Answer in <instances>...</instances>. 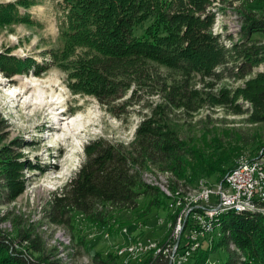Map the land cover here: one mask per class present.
I'll list each match as a JSON object with an SVG mask.
<instances>
[{"label":"trees","instance_id":"16d2710c","mask_svg":"<svg viewBox=\"0 0 264 264\" xmlns=\"http://www.w3.org/2000/svg\"><path fill=\"white\" fill-rule=\"evenodd\" d=\"M225 1L60 0L64 12L62 50L45 49L40 61L32 56L25 59L0 57V68L9 76H39L57 65L68 73L71 88L94 94L102 102L117 96L115 84L119 81L116 77L126 79L129 74L141 88L152 79L156 84L152 93L163 101L155 109L150 125L146 127L144 123L139 128L129 147L104 140L87 146L85 163L50 202L54 222L71 224L77 214H83L89 222L103 228L108 227L109 211L105 203L118 210H130L129 217L135 215L137 219L146 218L155 207L168 206L158 187L143 182L142 171L148 163L167 164L160 168L173 171L179 181L185 178L187 184L195 182L199 173L210 174L221 169L223 159L227 158L203 152L201 147L207 145L204 142L191 144L180 139L179 125L170 118L168 108L191 115L205 107L222 108L227 113L246 116V121L252 125H264V73L253 71L254 66L264 60V0H251V3L249 0L242 15L240 40L230 49H225L208 34L215 13L225 14L228 8L224 6ZM37 3V0L0 2V27L41 25L28 11ZM254 3L257 6H253ZM147 22L146 29L139 34L138 29ZM258 32L263 34L262 38L254 37ZM207 37L215 43L208 42ZM130 61L135 64L131 68L126 66ZM157 65L169 72L160 74ZM238 81L244 85L234 86L233 82ZM237 140L244 146L261 144L263 138L254 134L252 140L244 135ZM211 144L223 146L222 140L217 138ZM192 147L197 149L193 154H200V160L193 176L186 177L185 159H182L191 155ZM176 164L180 165L179 169L172 166ZM234 166L235 163L222 170L218 180L222 181ZM169 184L171 188L178 186L172 180ZM141 196L148 198V202L139 208ZM220 222L219 238H216L217 233L211 236L187 264H209L210 256L219 249L225 251L227 258L216 264H264V214L228 211L220 217ZM112 227L108 230L116 232ZM27 241L34 247L29 255L16 249L14 240L0 234V264H58L46 261L39 239L28 238ZM94 259L97 264L110 261V257L102 258L101 252H95ZM152 264H168V261L160 257Z\"/></svg>","mask_w":264,"mask_h":264},{"label":"rangeland","instance_id":"374dc122","mask_svg":"<svg viewBox=\"0 0 264 264\" xmlns=\"http://www.w3.org/2000/svg\"><path fill=\"white\" fill-rule=\"evenodd\" d=\"M13 1L15 0H0ZM37 2L28 11L41 22V25L12 24L0 27V57L6 55L25 59L32 56L40 61L43 59V50L64 48L65 39L61 33L64 12L60 0ZM248 2L249 0H226L224 6L228 8L225 9V14L215 13L208 34L214 36L225 49H230L234 42L240 40L239 32L244 23L242 15L246 12ZM253 6L257 5L254 3ZM22 10L24 11V8ZM148 24L149 22L145 23L137 32L142 34ZM254 37L262 38L263 34L258 32ZM206 40L215 43L210 37ZM134 65L132 61L126 64L129 68ZM155 67L159 69L160 74L169 72L165 67L158 65ZM253 71L264 73V60H260ZM127 76L129 79L116 77L119 81L115 84L117 96L108 97L102 102L94 94L71 88L68 73L57 65L39 76L34 74L9 76L0 68V234L14 240L17 243L16 249L23 251L25 255L31 254L34 250L27 241L30 238L41 241L47 262L97 264L93 258L95 252L106 254L107 259L110 256L107 264H126V260L127 263L144 260V255L139 257L138 254L131 255L128 252L117 257L112 256L116 254L117 249H125L128 245L126 243L128 232L125 231L127 235L124 236L121 232L123 233L127 227L137 225L141 220L135 215L129 217L130 210H118L112 208L111 204L107 203L106 206L105 203L109 211L106 226L117 229L114 233L110 232L108 227L101 228L97 223L89 222L83 214H77L71 224L54 222L50 216V202L85 163L87 146L91 142L104 140L129 147L135 141L139 128L144 123L146 127L150 125L155 109L163 102L159 95L152 93V90L156 89L152 79L147 80V84L141 88L137 82H133L131 75ZM31 82H34L35 86L25 85ZM233 83L234 86L244 85L241 81ZM46 102L57 103L48 109L47 106L44 107ZM240 102L243 100L240 99ZM167 111L175 124L179 125L180 139L191 144L204 142L207 145L201 147L204 149L203 152L211 155L217 153L223 156L222 158H227L223 159L221 169L210 173L211 175L206 171L198 175L194 173L199 176L195 182L189 184L194 188V194H197L196 186L201 183V187L205 189L210 188V183L218 182L222 170L231 168L233 163L236 165L243 159L264 155V125H252L246 121V116L233 115L222 108L208 107L193 115L179 109L168 108ZM58 117L61 118L59 122L61 124H55ZM80 124H84V127L77 129ZM70 127L73 129L76 127L73 136L69 132ZM254 134L262 136L261 144L244 146L242 143L239 144L237 139L241 135L252 140ZM67 136L70 138H65ZM215 138L222 140L223 146H211ZM256 148L260 150H255ZM194 149L196 148L192 147L191 155L182 159V161L185 159L183 167L186 168L184 171L186 177L193 176L200 160V154H193ZM165 166L167 167V164L148 163L142 171L143 182L147 181L159 187L155 183L166 184L167 179L163 172H167L169 176L172 175L170 179L176 184L180 185L181 182L187 185L188 181H185V178H180L179 181L173 171L160 168ZM172 166H177L178 169L180 167L178 164ZM145 171L148 173L144 174ZM138 202L139 208H142L148 202V198L141 196ZM170 208L172 207L153 208L146 218H142L146 220L140 223L144 225L143 223L147 222L149 226L132 229V236H139L137 240L144 244H149L150 238L152 241H168L175 228L176 218L170 213L173 211V209L170 211ZM157 218L160 220L158 227ZM151 227L156 229L153 231ZM68 233L72 235L74 243L76 240L77 246L76 244L71 246ZM216 236L218 239L219 233ZM162 243L158 242V245L152 243L153 253L158 252L160 248L158 246ZM226 258L225 251L219 249L210 256L208 263L216 264Z\"/></svg>","mask_w":264,"mask_h":264},{"label":"built area","instance_id":"2783aa9c","mask_svg":"<svg viewBox=\"0 0 264 264\" xmlns=\"http://www.w3.org/2000/svg\"><path fill=\"white\" fill-rule=\"evenodd\" d=\"M208 190L212 191V198L202 199L192 205H183L184 215H179L180 229L170 234L169 241H152L150 238L149 247H152V243L166 242V250L156 253L154 258H147L148 247H145L143 261L127 263L126 260V264H152L160 257H164L168 264H187V261L195 257L201 245H205L210 238L212 231L207 228L209 212L232 204H252L264 208V155L252 162H246V166H239L237 170L229 171L222 181L210 183ZM143 220L146 219H141L137 225L126 228L127 243H131V250L127 252L133 250V243L139 238L132 236V229H139ZM158 226H160L159 218L156 220V227ZM156 227H151V230L154 231ZM104 259H107L106 254Z\"/></svg>","mask_w":264,"mask_h":264},{"label":"bare ground","instance_id":"6f19581e","mask_svg":"<svg viewBox=\"0 0 264 264\" xmlns=\"http://www.w3.org/2000/svg\"><path fill=\"white\" fill-rule=\"evenodd\" d=\"M239 28V27H238ZM237 28V29H238ZM235 31V30H234ZM31 84L34 85V82L31 83H26L25 85L27 86H32ZM57 102H53V103H47L44 107H48V109H51V107L53 105H55ZM44 104V103H43ZM63 109V108H62ZM62 114V113H61ZM49 115V114H48ZM63 117V116H62ZM55 124H61L59 122H61V118L58 117L56 120ZM75 121H72V125L74 127ZM69 128V126H67ZM84 127V124H80L78 125L77 129H81ZM76 127L73 129L70 127L69 132L72 135V133L75 131ZM73 136V135H72ZM67 139H69L70 137H65ZM264 154V153H263ZM261 157V156H260ZM259 158V157H257ZM257 158H247V159H243L241 161H239L232 170H237L239 168V166H246V162H252L253 160L257 159ZM148 172H145V174H147ZM164 177L167 179L166 184H159L158 182H156L155 184H158L159 187L157 185H152L149 184L147 181L145 184L151 185V186H157L160 190L161 193L163 194V196L168 199V201L170 200L171 202H168V206L172 207L170 208L173 209L172 212H170L175 218V228L173 229V232H178L180 229V217L179 215H184V206L183 205H192L195 202L201 201L202 199L205 198H212V191L208 190L210 188L205 187V189H203V186L201 187V184L199 186H196L195 191L197 190V194H194V188L191 187V185L187 184V185H183L180 183V185L178 184V186L176 185V187H170L169 184V180H171L170 178L172 177L169 176V174H166L163 172ZM171 182V181H170ZM204 183V181H203ZM175 185V184H174ZM206 185V184H205ZM200 187V189H199ZM193 189V190H192ZM197 198H194L196 197ZM180 198H181V202H180ZM165 206V205H164ZM165 209V208H164ZM228 211H233V212H237V213H242V212H246V211H250V212H259V213H264V208L263 207H257V205H252V204H232V205H226V206H221L219 209H215L214 212H209V220H207V228L209 231H212V233L210 234L211 236H214L215 233H218L220 231L221 228V222H220V217L225 214ZM176 215V216H175ZM170 217V215H169ZM173 218V217H172ZM170 219V218H169ZM144 225H141L139 227L141 228H145L149 226V223L144 222ZM151 225V224H150ZM144 230V229H143ZM126 231V228L123 230V233L121 232V234L124 236ZM171 231V230H170ZM169 232V231H168ZM68 240L69 243L71 244V246H75L73 237L70 233H68ZM127 235V234H125ZM213 238V237H212ZM211 238V239H212ZM128 239V238H127ZM167 240V239H166ZM170 240V239H169ZM168 240V241H169ZM214 240V239H213ZM67 241V240H66ZM127 243V242H126ZM158 243V242H157ZM156 243V245H158ZM213 243V242H212ZM206 245V244H205ZM77 246V244H76ZM153 246V244H152ZM209 246V245H208ZM145 247H148L147 250V258L149 256H151V258H154L156 253H161L162 251L166 250V242H163L162 244H159L158 247H160L158 249V252L153 253V248L154 247H149V244H144L143 242H141L140 240H135V242L133 243V250L132 251H128L129 254L133 255V254H138L139 257L144 255L145 256ZM157 247V248H158ZM120 248V247H119ZM127 250H131V243H128V245L126 246L125 249L122 250H118L116 251V254H113L112 256H118L119 254H123L125 252H127ZM156 250V249H155ZM118 252V253H117ZM73 254V253H72ZM110 257V256H109ZM138 257V256H137ZM94 258V257H93ZM114 258V257H113ZM131 259V258H130ZM192 260L190 259L188 262H191ZM49 262V261H48ZM51 263V262H50Z\"/></svg>","mask_w":264,"mask_h":264},{"label":"crops","instance_id":"0c3cea01","mask_svg":"<svg viewBox=\"0 0 264 264\" xmlns=\"http://www.w3.org/2000/svg\"><path fill=\"white\" fill-rule=\"evenodd\" d=\"M123 239H124V238H122V240H123ZM122 240H121V241H122Z\"/></svg>","mask_w":264,"mask_h":264},{"label":"water","instance_id":"95a60500","mask_svg":"<svg viewBox=\"0 0 264 264\" xmlns=\"http://www.w3.org/2000/svg\"><path fill=\"white\" fill-rule=\"evenodd\" d=\"M264 153V152H263Z\"/></svg>","mask_w":264,"mask_h":264}]
</instances>
